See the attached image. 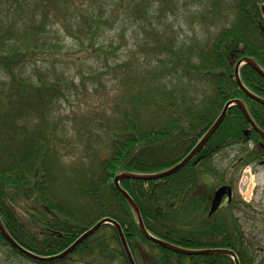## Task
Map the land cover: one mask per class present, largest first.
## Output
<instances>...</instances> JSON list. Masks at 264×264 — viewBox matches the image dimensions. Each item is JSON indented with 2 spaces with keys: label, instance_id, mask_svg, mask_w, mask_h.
Instances as JSON below:
<instances>
[{
  "label": "trees",
  "instance_id": "1",
  "mask_svg": "<svg viewBox=\"0 0 264 264\" xmlns=\"http://www.w3.org/2000/svg\"><path fill=\"white\" fill-rule=\"evenodd\" d=\"M185 1L0 0V221L23 249L40 257L57 255L109 219L119 225L135 264H235L226 254L183 255L146 239L114 185L123 173L151 175L178 164L228 102L240 101L264 133V105L247 97L234 76L242 59L264 72V0H187L196 4L204 29L192 43L179 41L173 31L167 35L168 23L161 22L167 10L177 15ZM131 26L135 48L153 63L146 69L132 66L119 78L104 142L89 150L87 163L66 166L56 111L75 84L53 64L51 75L47 68L42 73L36 62L62 54L60 33L84 54H114L118 47L104 52L99 38ZM52 27L55 35L48 39ZM238 74L243 87L264 101V77L249 65L240 66ZM233 148L237 157L224 164ZM255 163H264V140L231 106L200 152L175 174L154 181L123 179L119 187L154 239L189 251L228 250L238 264H264L235 215L245 203L232 198L209 214L215 190L232 187L239 172ZM2 254L7 264H129L110 224L61 260L33 261L0 235Z\"/></svg>",
  "mask_w": 264,
  "mask_h": 264
},
{
  "label": "rangeland",
  "instance_id": "2",
  "mask_svg": "<svg viewBox=\"0 0 264 264\" xmlns=\"http://www.w3.org/2000/svg\"><path fill=\"white\" fill-rule=\"evenodd\" d=\"M181 3L177 15L170 16L167 10V19L162 18L161 22L168 23V26L164 25L167 35L173 31L179 41L189 42L193 35H203L204 29L196 16V4L187 0ZM133 30L135 27L131 26L125 27L123 31L114 28L103 32L97 46H101L104 52L118 47L111 55L77 51L79 46L76 41L60 33L59 44L64 49L62 54H55L50 60L36 62L42 73L48 71L51 75L53 64L57 73L72 79L75 84L71 96L60 101L56 111L58 129L64 133L60 159L66 166L75 168L79 166V160L87 163L89 152L97 150V144L104 142L105 132L113 124L110 114L116 110L115 90L119 78L130 72L132 66L144 69L147 64L153 63V59L146 61L144 53L135 48V42L130 38ZM54 33L55 27H52L48 39L54 38ZM104 60H107L109 66H106ZM130 60V65L124 66ZM28 66L27 71L30 72L32 65ZM114 66L115 69H108ZM46 68L47 71L44 70ZM236 154L237 148L230 149L222 162L230 164L237 157ZM232 189L233 198L246 204H240L235 215L247 240L260 255H264V163L245 166L232 183ZM3 252L7 253V248H3ZM0 264H7L3 254L0 255ZM19 264L30 263L21 261Z\"/></svg>",
  "mask_w": 264,
  "mask_h": 264
},
{
  "label": "water",
  "instance_id": "3",
  "mask_svg": "<svg viewBox=\"0 0 264 264\" xmlns=\"http://www.w3.org/2000/svg\"><path fill=\"white\" fill-rule=\"evenodd\" d=\"M262 13L264 15V7L262 8ZM242 65H249L253 70H255L258 74H260L262 77H264V72L251 60L248 59H242L241 61H239L234 69V76L236 79V82L238 84V86L240 87V89H242V91L247 95V97L257 101L258 103L264 105V101L253 96L252 94H250L241 84L240 79H239V74H238V70L239 67ZM231 106H237L240 111L242 112L243 116L245 117L246 121L249 123V125L251 126V128L264 140V133L258 129L256 127V125L253 123V121L251 120L245 106L240 102V101H232V102H228L224 108L222 113L220 114V116L217 118V120L213 123V125L210 127V129L207 130V132L205 133V135L201 138V140L198 142V144L185 156L184 159H182L178 164L174 165L173 167L162 171L160 173H156V174H151V175H136V174H130V173H123L117 177H115L114 179V185L116 187V189L118 191H120L122 193V195L124 196V198L127 200V202L129 203V205L131 206V208L134 211V214L136 216L137 219V223H138V227L140 232L145 236L146 239L151 240L157 244H159L161 247L173 251L175 253L178 254H183V255H214V254H226L228 256H230L235 264H238L237 258L235 256V254L231 251L228 250H199V251H189V250H184L181 249L179 247H176L174 245L159 241L154 239L153 237H151L147 231L145 230V227L143 225V222L141 220L139 211L135 205V203L132 201V199L129 197V195L127 193H125L122 189H120L119 187V182L123 179H133V180H141V181H154V180H159L162 178H165L167 176H170L172 174H175L177 171H179L181 168H183L184 166H186L191 160L192 158L197 155L200 150L202 149V147L205 145V143L209 140V138L215 133V131L217 130V128L220 126V124L222 123L227 110L231 107ZM226 196L228 201L231 200L232 197V190L231 187L229 186H222L219 187L213 195V199L211 201V205H210V215L215 213L216 210L219 208L221 201L223 199V197ZM105 224H110L112 226L115 227L120 242L122 244L123 250L125 252L127 261L129 264H135L132 258V255L129 251V248L127 246V243L125 241L123 232L121 231L119 225L109 219H105V220H101L98 223H96L93 227H91L89 230H87L84 234H82L70 247H68L66 250H64L63 252L54 255V256H50V257H40L37 256L25 249H23L22 247H20L7 233V231L4 229L3 224L0 221V235L3 237V239L8 243V245L10 247H12L13 249H15L16 251H18L20 254H22L23 256L36 261V262H40V263H46V262H52V261H56V260H61L65 257H67L68 255H70L83 241H85L86 239H88L89 237H91L102 225Z\"/></svg>",
  "mask_w": 264,
  "mask_h": 264
},
{
  "label": "flooded vegetation",
  "instance_id": "4",
  "mask_svg": "<svg viewBox=\"0 0 264 264\" xmlns=\"http://www.w3.org/2000/svg\"><path fill=\"white\" fill-rule=\"evenodd\" d=\"M232 197H233V190H232ZM225 203H229V202H227L226 197L223 198L221 205H224Z\"/></svg>",
  "mask_w": 264,
  "mask_h": 264
}]
</instances>
